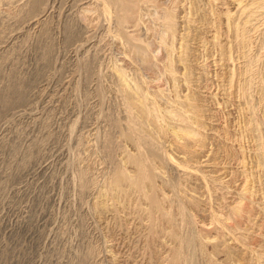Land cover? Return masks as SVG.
<instances>
[{"label":"rangeland","instance_id":"374dc122","mask_svg":"<svg viewBox=\"0 0 264 264\" xmlns=\"http://www.w3.org/2000/svg\"><path fill=\"white\" fill-rule=\"evenodd\" d=\"M31 1L0 0V264H173L187 236L178 263L264 264V12L252 0H130L127 13L46 0L32 25ZM139 96L161 116L142 129L160 150L145 197L107 188L115 167L135 171L121 133L126 105L144 119ZM176 112L199 138L178 132Z\"/></svg>","mask_w":264,"mask_h":264},{"label":"bare ground","instance_id":"6f19581e","mask_svg":"<svg viewBox=\"0 0 264 264\" xmlns=\"http://www.w3.org/2000/svg\"><path fill=\"white\" fill-rule=\"evenodd\" d=\"M49 1L50 3H55L57 1H53L52 0H47ZM47 1L46 0H32L31 1V4H30V7H29V12L31 14V16H33V18H31V21H30V24H34V23H40V20H41V16L45 15L47 13V9H48V5H47ZM108 2L111 4V5H115L117 6L118 10L117 12L118 13H127L125 12L127 9H129V4H130V0H108ZM238 2V1H237ZM249 2V1H248ZM251 2V1H250ZM240 3V2H239ZM238 3V5H239ZM243 3V1H242ZM244 4V3H243ZM24 5V4H23ZM249 5H254L257 9L256 12L261 11V12H264V0H252V3L248 4V7ZM247 5H244V7H246ZM253 6V7H254ZM20 7V6H19ZM243 7V8H244ZM255 7H254V10H255ZM23 8V6H22ZM242 8V7H240ZM247 8H245L243 11L244 12H247L245 11ZM249 9H252L251 7H249ZM20 10V9H19ZM130 11V9H129ZM240 11V9H239ZM238 11V12H239ZM21 12V11H20ZM19 12V13H20ZM23 12V11H22ZM253 12V11H252ZM260 12V13H261ZM130 13V12H129ZM128 13V14H129ZM242 13V11H240V14ZM251 13V11H250ZM245 15L247 13H244ZM244 14H241V15H244ZM252 14V13H251ZM255 14V13H254ZM252 14V15H254ZM173 14H167V15H164L163 16V20L166 21V23L168 24V29H171L172 26L174 25V18L172 16ZM245 15L243 17H245ZM252 15L249 14L250 17H252ZM248 16V14H247ZM246 16V17H247ZM256 16V15H255ZM44 17V16H43ZM46 17V16H45ZM107 18V16H105ZM128 17V16H127ZM249 17V18H250ZM122 18V17H121ZM119 18V19H121ZM248 18V19H249ZM255 18V17H254ZM246 19V20H248ZM123 18L119 21L120 24L121 23H125ZM126 20V18H125ZM244 20V22L246 21ZM253 20V19H252ZM243 21V20H241ZM249 21V20H248ZM263 21V20H262ZM28 22V21H27ZM264 22V21H263ZM249 23V22H248ZM29 24V23H28ZM234 25V23H232ZM244 24V23H243ZM247 24V23H246ZM252 24V23H251ZM31 25V26H32ZM36 25V24H35ZM43 25V23H42ZM238 26V24H236ZM235 25V26H236ZM241 25V23H240ZM248 25V24H247ZM29 26V25H27ZM26 26V27H27ZM37 26V25H36ZM230 26V25H229ZM236 26V27H237ZM244 27L246 26L245 24L243 25ZM249 26V25H248ZM234 27V28H236ZM239 27V26H238ZM242 27V26H241ZM246 28V27H245ZM244 29V28H243ZM245 30V29H244ZM246 33V32H245ZM250 37V36H249ZM248 37V38H249ZM251 40V39H250ZM240 44H242V48H243V45H246L248 44L249 40H247V36L246 37H242L240 39ZM6 43V42H5ZM82 45V44H81ZM80 45V46H81ZM262 46L260 48H264V43L261 44ZM84 46V44H83ZM251 46V45H250ZM246 47V46H245ZM135 48V47H134ZM1 49V48H0ZM261 53V51H260ZM250 57V56H249ZM247 57V59L249 58ZM254 57V59L252 58ZM251 58L254 60L253 63H255V61H258L261 57V54H257V56H252ZM246 58V57H245ZM250 58V59H251ZM248 61V60H247ZM251 61V60H250ZM251 63V62H250ZM252 64V63H251ZM249 65V67H247V70H246V75L249 79V81H251V78L255 75H257V72L255 70H253V66H250L249 63H247V66ZM254 65V64H252ZM118 71V70H117ZM122 74V73H121ZM119 77L122 78V76L120 75V73L117 72L116 74ZM140 99V102H139V111L138 113L142 114L141 116H143L144 119L142 120H137L138 118H136V115H135V112L133 109H131L128 105H126V112H127V117H126V131L124 133H121V136L123 138H126L128 139V141L135 147V150L137 151V153L134 155H128L126 156V162L127 164L129 165H132L134 167V173L132 174V176H129L125 170L120 167V166H117L115 167L114 171L112 172V176H113V181H112V185H110L108 188V190H111V192H115L116 190H120L118 186H125V187H130V188H133L135 190V192L137 193H142V197H145L146 195L143 194V191H144V187H146L144 184V182L146 180H150L152 175H154L156 172L157 169H159L157 166H153L152 168V164L151 162L153 161L154 158H158L159 157V145L158 143L154 140V136L152 134L147 135L145 134L142 129H143V126L145 125L146 121L148 119L154 121L158 128H160V121H161V116H159V113H158V110L156 109V107L152 104V103H149L148 99L146 97H142V96H139L138 97ZM137 114V113H136ZM159 117H160V120H159ZM174 119L177 121V130L178 132H180L183 136H186V137H191V138H194L196 139L197 137L199 138L200 135L198 134V131L196 130V126L194 127L193 125L189 124L186 120H185V117H184V113H178L176 112L174 115H173ZM145 129V128H144ZM126 133V134H125ZM124 134V135H123ZM125 136V137H124ZM154 137V138H153ZM198 140V139H197ZM200 140V139H199ZM202 142V141H201ZM104 148H110L112 150V140L111 138H107V141L105 142V145H104ZM107 152V151H106ZM168 160L166 161H169V162H173V160L171 158H167ZM174 163V162H173ZM181 167V166H180ZM153 170V172H152ZM155 172V173H154ZM83 174L80 175V178L82 179ZM84 180V178H83ZM85 181V180H84ZM84 182L81 181V188H84ZM153 187V186H152ZM152 187L147 188L151 191V189H153ZM106 189V187H104ZM107 193L109 191H106ZM103 194V193H102ZM152 198V204H153V207L157 208V204H158V200H153L155 197L154 196H150ZM163 200V199H162ZM160 200V201H162ZM159 201V204H161ZM240 203V202H239ZM242 204V203H241ZM184 207H182V210L180 211V217L183 216L184 214ZM163 211V210H162ZM236 211H238L236 209ZM165 212V210H164ZM163 212V213H164ZM166 214V213H165ZM184 217V216H183ZM186 217V216H185ZM185 220V219H184ZM183 221V220H182ZM184 223V222H183ZM186 236V235H185ZM184 236V237H185ZM193 236V235H191ZM188 237V236H187ZM183 238V237H179L180 239H178V242H179V248L176 250V252L174 253V256H173V264H176L178 263L177 261H180V260H185L186 258L184 257L185 255L183 253H181V249L183 247H191V242H190V239L191 238ZM194 237H192V242L193 241ZM191 244V245H190ZM191 249V248H190ZM183 250V249H182ZM183 252V251H182ZM183 254V255H182ZM185 258V259H184ZM182 260V261H183ZM175 262V263H174ZM185 262V261H184ZM172 263V262H171ZM181 264V262H179ZM178 263V264H179Z\"/></svg>","mask_w":264,"mask_h":264}]
</instances>
